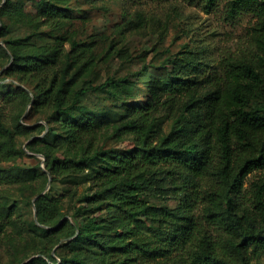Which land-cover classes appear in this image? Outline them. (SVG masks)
<instances>
[{"label":"trees","instance_id":"16d2710c","mask_svg":"<svg viewBox=\"0 0 264 264\" xmlns=\"http://www.w3.org/2000/svg\"><path fill=\"white\" fill-rule=\"evenodd\" d=\"M74 1L91 7L100 0L0 6L2 22L37 25L36 33L21 37H7L5 23L0 28L7 74L18 81L2 100L18 110L16 128L30 135L27 148L45 156L44 168L4 167L28 153L0 120V232L18 224L13 215L24 199L36 197L40 223L31 221L35 252L22 264H253L262 258L264 0H191L206 12L222 5L228 20L255 17L247 45L219 61L208 47L185 43L162 73L144 64L138 73L103 81L101 63L112 56L126 61L132 53L116 39L100 51L99 36L79 38L71 26L87 15H78ZM92 93L104 94L103 108L84 101ZM27 108L28 117L42 114L31 125L21 121ZM66 177L89 182V193L78 197L69 188L51 196V182Z\"/></svg>","mask_w":264,"mask_h":264},{"label":"rangeland","instance_id":"374dc122","mask_svg":"<svg viewBox=\"0 0 264 264\" xmlns=\"http://www.w3.org/2000/svg\"><path fill=\"white\" fill-rule=\"evenodd\" d=\"M0 1L1 6L6 0ZM72 6L78 15L85 13L87 15L84 18L77 17L71 26L72 30H76L79 38L99 36L100 51L106 50L116 39V46H124L132 53L126 61L119 56H112L101 63L97 69V75H100L99 81H103L108 75L123 76L128 73H138L144 64L148 65L150 72L162 73L165 70L164 61L181 49L185 43H190L194 47H208L212 58L219 61L223 55L247 45L250 26L255 22V17L251 13L228 20L224 17L222 5L206 12L199 3L191 0H100L91 7L83 4L82 1H74ZM27 9L31 11L30 3ZM4 23L7 25V37L33 35L37 30V25L18 23L7 18L4 22L0 19V28ZM129 24H133L132 29ZM134 24L137 28H134ZM40 29L48 31L49 28L43 25ZM2 39L0 36V44L4 46ZM6 59V54L0 48V120L16 131L18 143L26 149L28 155L13 162L3 163V166L8 167L14 162L25 166L40 163L44 168L43 158L27 148L30 135L16 128L18 110L14 105L6 104L2 100V95L18 84L14 77L7 74ZM127 61L128 65H126ZM139 77L140 80L144 78V76L135 78L139 79ZM98 95L92 93L83 98L92 107L103 108L107 99L104 94ZM28 115L29 108L24 111L21 118L26 125H31L42 116V114H33L29 117ZM163 125L169 129L171 122L165 120ZM51 185L49 191L51 196H58L69 188L76 190L78 197L90 191L89 182H83L78 178H58L53 180ZM35 198L32 199V203H29L28 199L22 200L19 211L13 215V219L18 224L9 225L5 233L0 232V264H15L20 259L22 261L19 264H22L35 252L30 240L33 237L30 228L31 221L35 219L33 203ZM170 204L175 205L176 201L171 200ZM253 264H264V256Z\"/></svg>","mask_w":264,"mask_h":264},{"label":"water","instance_id":"95a60500","mask_svg":"<svg viewBox=\"0 0 264 264\" xmlns=\"http://www.w3.org/2000/svg\"><path fill=\"white\" fill-rule=\"evenodd\" d=\"M33 153V152H32ZM36 155H39L40 157H42L43 158V160L45 161V156L43 155V154H41V153H35ZM49 176H50V179H49V185H50V181H51V175L49 174ZM49 185H48V187H49ZM47 187V188H48ZM45 192V191H44ZM43 192V193H44ZM36 199V198H35ZM34 199V200H35ZM35 219L37 220V222H38V219H37V212H36V210H35ZM39 223V222H38ZM40 224V223H39ZM34 256H36V255H34Z\"/></svg>","mask_w":264,"mask_h":264}]
</instances>
